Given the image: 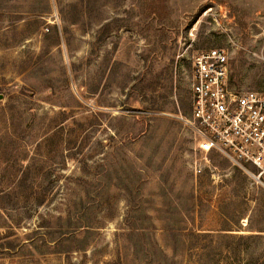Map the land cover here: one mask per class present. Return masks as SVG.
<instances>
[{"label": "rangeland", "instance_id": "rangeland-1", "mask_svg": "<svg viewBox=\"0 0 264 264\" xmlns=\"http://www.w3.org/2000/svg\"><path fill=\"white\" fill-rule=\"evenodd\" d=\"M217 46L264 90V0H0V264H264V191L185 123Z\"/></svg>", "mask_w": 264, "mask_h": 264}, {"label": "built area", "instance_id": "built-area-1", "mask_svg": "<svg viewBox=\"0 0 264 264\" xmlns=\"http://www.w3.org/2000/svg\"><path fill=\"white\" fill-rule=\"evenodd\" d=\"M189 109L185 123L204 166L237 169L264 191V90L232 85L227 47L192 56ZM201 170L194 158V173Z\"/></svg>", "mask_w": 264, "mask_h": 264}]
</instances>
